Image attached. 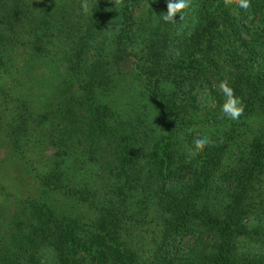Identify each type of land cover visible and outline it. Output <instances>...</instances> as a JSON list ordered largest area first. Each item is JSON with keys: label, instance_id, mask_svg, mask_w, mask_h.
<instances>
[{"label": "trees", "instance_id": "16d2710c", "mask_svg": "<svg viewBox=\"0 0 264 264\" xmlns=\"http://www.w3.org/2000/svg\"><path fill=\"white\" fill-rule=\"evenodd\" d=\"M167 3L0 0V264H264V0Z\"/></svg>", "mask_w": 264, "mask_h": 264}, {"label": "clouds", "instance_id": "9594fccd", "mask_svg": "<svg viewBox=\"0 0 264 264\" xmlns=\"http://www.w3.org/2000/svg\"><path fill=\"white\" fill-rule=\"evenodd\" d=\"M115 6L119 0H110ZM230 0H225V4H229ZM251 6V0H236V7L241 10H248ZM82 10L87 13L89 12L88 0H82ZM192 10L191 0H168L167 12L161 15H157L159 19L165 24H180L175 21V17L179 15L181 21H185L190 16ZM108 31V30H107ZM219 91L225 97L223 104L221 105L220 111L222 117L228 118L232 121L239 120L244 114V103L240 97L236 96L234 90L229 86L227 80L222 81L219 84ZM193 143L196 149H201L208 146L211 143L210 137L201 133L195 135ZM48 256L52 255V250H48Z\"/></svg>", "mask_w": 264, "mask_h": 264}, {"label": "rangeland", "instance_id": "374dc122", "mask_svg": "<svg viewBox=\"0 0 264 264\" xmlns=\"http://www.w3.org/2000/svg\"><path fill=\"white\" fill-rule=\"evenodd\" d=\"M126 66H129L128 63H126ZM123 68H124V67H123ZM122 70H123V69H122ZM123 71H124V73H125V74H124V80H125V82H126L127 84H129L128 75H126L127 70L124 68ZM126 101H129V100L126 98V99H125V102H126ZM130 101L133 102L132 99H131ZM130 101H129V102H130ZM130 103H131V102H130ZM0 202H1V200H0Z\"/></svg>", "mask_w": 264, "mask_h": 264}]
</instances>
